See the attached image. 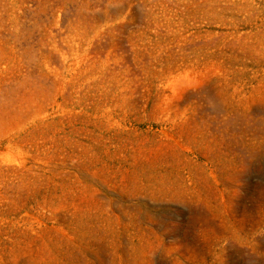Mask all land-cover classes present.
Returning a JSON list of instances; mask_svg holds the SVG:
<instances>
[{
    "label": "rangeland",
    "instance_id": "1",
    "mask_svg": "<svg viewBox=\"0 0 264 264\" xmlns=\"http://www.w3.org/2000/svg\"><path fill=\"white\" fill-rule=\"evenodd\" d=\"M0 264H264V0H0Z\"/></svg>",
    "mask_w": 264,
    "mask_h": 264
}]
</instances>
